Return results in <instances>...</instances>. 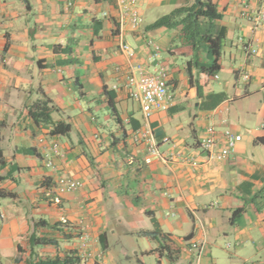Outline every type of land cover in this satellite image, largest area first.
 Wrapping results in <instances>:
<instances>
[{
	"label": "crops",
	"instance_id": "crops-1",
	"mask_svg": "<svg viewBox=\"0 0 264 264\" xmlns=\"http://www.w3.org/2000/svg\"><path fill=\"white\" fill-rule=\"evenodd\" d=\"M211 1L214 28L226 30L213 76L200 68L215 60L185 26L150 28L197 0L142 2L143 23L122 32L133 62L120 51L115 0H0V264H28L33 234L58 242L36 252L62 264H264V25L244 15L264 0ZM132 65L168 71L174 102L149 124L172 162L146 164L132 140L145 124L127 88ZM45 99L69 135L31 117ZM210 127L243 137L228 159L201 151ZM60 176L82 188L59 195ZM195 214L209 242L200 261L187 251L203 240Z\"/></svg>",
	"mask_w": 264,
	"mask_h": 264
},
{
	"label": "built area",
	"instance_id": "built-area-1",
	"mask_svg": "<svg viewBox=\"0 0 264 264\" xmlns=\"http://www.w3.org/2000/svg\"><path fill=\"white\" fill-rule=\"evenodd\" d=\"M68 8L73 7L74 0H66ZM116 1V24L120 32V51L131 62L136 59L135 50L123 40L122 32L124 29L132 31L138 30L143 23V19L139 10V5L147 0H115ZM245 17L249 16L253 21L255 28L264 25V11L255 12L252 16L248 12L244 13ZM104 16H108L104 14ZM156 57L159 55V47L154 46ZM247 81L248 76H244ZM127 88L133 100L138 102L143 118L144 126L133 134L132 140L134 144L143 146L145 150V163L152 164L155 160L163 162H172L174 156L171 154L165 156L159 148L158 141L151 128L149 122L153 114L158 112H166L174 102V96L168 86V71L164 68L154 71H147L140 65H132L127 76ZM241 135H236L230 130L219 132L217 128L210 127L202 135L199 140L201 151L207 156L209 161H223L232 156L236 146L242 141ZM164 141L168 142V139ZM54 154L58 155V146L53 147ZM169 157V158H168ZM192 166L198 167L197 160L188 161ZM47 167L54 168L53 162L47 160ZM82 188V183L72 178L60 176L55 182V190L59 195L72 194ZM197 226L203 232V240L201 242H193L187 248V251L194 253L197 260L200 261L206 254L208 249V239L206 235L205 225L202 219L195 214ZM81 248H87V237L82 236ZM85 264V263H83Z\"/></svg>",
	"mask_w": 264,
	"mask_h": 264
},
{
	"label": "trees",
	"instance_id": "trees-1",
	"mask_svg": "<svg viewBox=\"0 0 264 264\" xmlns=\"http://www.w3.org/2000/svg\"><path fill=\"white\" fill-rule=\"evenodd\" d=\"M220 19H222V16L218 13L216 6L211 0H197L192 6L176 9L171 14L162 17L150 28H176L185 26L184 33L189 38L193 47L200 46L201 48L203 45L207 46L209 56L215 60L213 67L200 68L204 73L213 76L219 70L218 63L222 56L223 42L226 39V30H217L213 25L215 21ZM107 95H109V107L113 114H115L117 112L116 96L112 93H107ZM55 111L57 110L52 102L45 99L31 110L30 115L37 125L46 124L52 126V135H69L72 131L70 125L53 121L52 114ZM1 197H7V195L0 192ZM149 235L154 236L155 233H150ZM30 246L32 252L28 264H62L59 258L56 260L43 259L36 252V248L58 246V242L55 239L33 234L30 238Z\"/></svg>",
	"mask_w": 264,
	"mask_h": 264
}]
</instances>
